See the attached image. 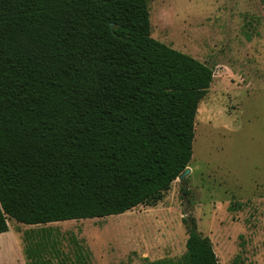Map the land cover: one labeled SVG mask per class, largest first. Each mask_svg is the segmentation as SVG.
Returning a JSON list of instances; mask_svg holds the SVG:
<instances>
[{"label":"trees","instance_id":"trees-1","mask_svg":"<svg viewBox=\"0 0 264 264\" xmlns=\"http://www.w3.org/2000/svg\"><path fill=\"white\" fill-rule=\"evenodd\" d=\"M212 78L151 36L147 0H0V233L155 205L188 166ZM182 221L184 252L142 264H220ZM24 240L31 264H88L75 240L73 257L48 234Z\"/></svg>","mask_w":264,"mask_h":264},{"label":"rangeland","instance_id":"rangeland-1","mask_svg":"<svg viewBox=\"0 0 264 264\" xmlns=\"http://www.w3.org/2000/svg\"><path fill=\"white\" fill-rule=\"evenodd\" d=\"M147 2L151 36L213 69L195 116L189 172L155 205L121 214L33 227L9 219L8 230L0 233V264H31L23 252L25 231L50 235L72 257L77 241L88 264L176 259L185 250L184 217L195 219L220 264L235 257L264 264L262 6L259 0Z\"/></svg>","mask_w":264,"mask_h":264},{"label":"crops","instance_id":"crops-1","mask_svg":"<svg viewBox=\"0 0 264 264\" xmlns=\"http://www.w3.org/2000/svg\"><path fill=\"white\" fill-rule=\"evenodd\" d=\"M56 222H58V221H56ZM45 224H47V225H44V224H35V225H39V226H50V225H53V226H55L57 223H52V222H49V223H45ZM28 225V224H27ZM35 225H28V226H31V227H33V226H35ZM50 228V227H49ZM56 228V227H55ZM55 240V239H54ZM28 241H44L43 239H36V238H30ZM47 241V240H46Z\"/></svg>","mask_w":264,"mask_h":264},{"label":"water","instance_id":"water-1","mask_svg":"<svg viewBox=\"0 0 264 264\" xmlns=\"http://www.w3.org/2000/svg\"><path fill=\"white\" fill-rule=\"evenodd\" d=\"M188 172H189V167H186V168L180 173L179 177H181V176L187 174Z\"/></svg>","mask_w":264,"mask_h":264}]
</instances>
